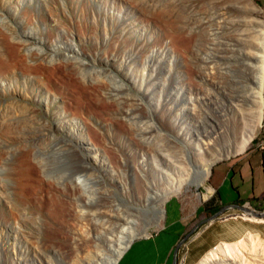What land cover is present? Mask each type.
Returning a JSON list of instances; mask_svg holds the SVG:
<instances>
[{
  "label": "rangeland",
  "instance_id": "rangeland-1",
  "mask_svg": "<svg viewBox=\"0 0 264 264\" xmlns=\"http://www.w3.org/2000/svg\"><path fill=\"white\" fill-rule=\"evenodd\" d=\"M199 1L201 3L202 0ZM203 1V7L209 10L213 9L212 6L216 4L210 0ZM251 1L261 10L257 18L264 24V0ZM161 2V0H155L153 3L147 0H0V100H5V107L0 104V113H3L5 118L0 124V142L2 143H0V165L5 156H10L13 161H22V164L26 165L27 176L24 179L25 186L22 188V194L29 212L27 218L26 216L22 218V215H18L17 212L16 215L4 203L0 202V264H40L41 260L47 264H88V255H90V260L93 256V253L86 254L81 248L69 243V238H67L72 234V231L68 234L65 230L67 222L75 221L74 231L77 227L78 229L85 228L77 219L74 220L72 206L75 203L66 202L58 192L49 188L51 184H46L43 181L36 165L41 161V156L35 154L31 148H23L15 142L14 138L21 132V125L12 124L7 118L17 114V108L20 107L18 110L21 111L33 112V117L29 118L26 123L24 122L26 128L32 127L31 123L37 119L35 117L46 112L45 124L52 121L57 126L59 124L55 120L67 115L66 125L69 129L82 130L79 135L83 139L87 137L92 139L87 138L86 140L101 149L99 150L101 155L109 165L115 168L121 167L118 161L120 152L115 146L117 141H109L106 135L108 134L113 140H118L122 136L129 139L132 137L130 140L134 139V143L138 142L139 137L135 136L137 132L131 128L132 126L130 127L125 120L118 116L116 104L108 101L103 93L107 84L111 85L110 87L123 85L124 82L121 78H125L122 74L136 77L138 81L143 77L145 81V77L149 73L151 75L156 73L158 77L157 95L161 102L156 117L165 127L168 124L167 114L174 116L181 123L178 128L180 132L190 131L196 136L206 133L213 135V132L222 127L223 121L216 115V110L210 107H203L194 102L197 104L195 109L197 114L199 112V119L201 117L199 124L191 123L182 112V103L187 102L189 98L188 101H191L194 92L199 93L203 90L197 70L194 68V60L198 49L205 41L203 36L207 34L203 35L188 26L190 19H188L187 13L191 10L188 6L193 0H178L176 2L178 4L173 7ZM8 24L10 25L8 26ZM27 30H31L36 37H40L44 42L43 46L36 43L25 45V47L18 46L17 41L24 39L21 34ZM59 32L62 33L59 34ZM45 45L46 47L58 46L69 58L83 64L77 68L62 62L47 65V63L37 62L30 58V53H39L41 49V51L45 50ZM84 63L88 66L85 67ZM80 73H83L81 74L83 76L86 73L91 74L90 76L86 74L83 78ZM127 93L129 96L134 95L131 90ZM168 93L171 96H167ZM214 94L219 101L217 107L222 106L225 102L224 95L220 92L219 95L217 91ZM262 101L261 122L256 127L253 138L245 149L264 128V84ZM154 102L157 101L154 100ZM165 102L168 103L169 109L166 108L163 111L161 104ZM141 104H139L141 108L138 106L136 115L145 113V116L154 117L145 102L142 101ZM64 105L65 107H63ZM3 109L5 110L3 111ZM146 123L142 119L132 121L133 126L136 127L146 126ZM151 123L154 122L150 121L148 125ZM101 125L105 130L100 129ZM94 129L96 131H93ZM220 139L217 138L218 142L222 141ZM3 145L7 147L4 148ZM12 145V149L19 151L17 156L14 155V150L12 152L9 150ZM133 146L134 144L122 147L123 153L130 162L137 161L139 157ZM33 154L39 157H35ZM233 156L235 155L213 163L209 174L214 166ZM35 161L37 162L35 163ZM159 167H165L162 160L159 162ZM125 173L127 180H130L134 195L137 196L141 192V183L137 175L132 170ZM95 175V173L90 176L76 174V185L80 186L78 190L80 189L79 191L84 192L85 195L92 192L93 189L95 190L98 185L96 183H99V179H96ZM209 176L199 188L184 186L180 194L168 198L163 204V219L165 208L166 211L167 209L175 210L177 207L174 202H176L185 221L196 220L194 218L197 216V211L203 209L204 204L212 198V189L208 184ZM0 185V196L8 191L7 193L10 195L5 196L10 203H13L14 189L10 188L6 191L5 181H1V179ZM29 194L31 198H26ZM118 203L119 201H116L120 208V203ZM13 205L17 206L15 203ZM242 206L255 214L264 213V205L243 204ZM204 214L203 217L208 218L214 213L205 212ZM246 218L264 221V216L255 217L237 210L221 215L214 219L210 225L205 222L204 229L200 232L196 229L179 246L175 264H197L200 258L218 243L236 241L245 237L247 233L264 239V224ZM21 219L24 221L22 222ZM91 222L98 221L93 219ZM162 223L163 221L159 227L148 226L146 234L156 233L162 227ZM108 224L110 238L104 248L100 250V257L95 264H106L123 237L119 233L118 224L113 221ZM79 225L83 228H80ZM42 226H45L44 229ZM45 240H47L46 244ZM41 241H44V243L42 242L43 247L39 245ZM31 246L33 247L31 248ZM31 252L37 256H31L33 254ZM40 252L45 253L46 256L40 257Z\"/></svg>",
  "mask_w": 264,
  "mask_h": 264
},
{
  "label": "bare ground",
  "instance_id": "bare-ground-1",
  "mask_svg": "<svg viewBox=\"0 0 264 264\" xmlns=\"http://www.w3.org/2000/svg\"><path fill=\"white\" fill-rule=\"evenodd\" d=\"M147 1L155 2V0ZM161 1L172 5V7L178 4L176 3L178 0ZM203 2V0L201 3L199 0H193L188 6L191 10L187 13L188 19H190L189 28L197 30L203 35L207 34L203 36L205 41L198 49L194 60V68L197 70L203 90L199 93L194 92L193 99L188 101L189 98L187 102L182 103L181 107L186 119L195 124L201 123V117L200 119L198 117L199 112L197 114L195 109L196 103L216 110V115L223 121V125L213 132V135L206 133L207 135L196 136L195 133L190 131L180 132L178 128L181 123L170 114H167L166 117L168 122L166 127L158 121L156 116L161 102H159L157 95L158 77L156 73L155 75L149 73L145 77V81L143 77L138 81L136 77L122 74L125 78H121L124 82L123 85L110 87L111 85L107 84L109 85L107 86L105 84L106 87L103 90L105 98L116 104L118 116L125 120L130 127L132 126L131 128L137 132L135 136H139L138 142L134 143V139L133 141L130 140L132 137L129 139L122 136L118 140H113L108 134L106 135L109 141H117L115 146L120 152L118 160L121 165L120 168L109 165L104 156L101 155L99 151L101 149L86 140L89 137L83 139L79 135L82 130L69 129L66 125V122H68L67 115L55 120L58 121L59 126H57L52 121L45 124L47 120L46 112L39 117H35L37 119L31 123L32 127L28 128H26L24 122L26 123L29 118L33 117L31 111H21L18 110L19 107L17 108V114L13 113L14 116L7 118L12 124L21 125V132L14 138L17 145L19 144L23 148H31L35 154L41 156V161L36 165L43 181L46 184H51L49 188L58 192L66 202H69V204L75 203L72 206L74 220L77 219L85 228L78 229L77 227L74 231V221L64 224L65 230L68 234L72 231L71 236L67 237L69 243L81 248L86 254L93 253L91 260L90 255H88V264H95L100 257V250L108 243L110 238L107 229L108 223L113 221L118 224L119 233L123 235L118 247L114 250L113 256L106 263L115 264L133 240L146 236L148 226L159 227L161 221H163V204L168 198L180 194L184 186L199 188L203 185L210 175L209 171L213 163L242 152L252 140L254 131L261 122L264 84V24L257 18L261 10L251 0H210V2H216L211 10L204 8ZM196 9L197 11H194ZM50 19L53 22L51 17ZM30 31L27 30L21 34L24 39L17 41L18 46L25 47V45L35 43L44 44L40 37H36ZM41 50L39 53L29 52L30 58L37 62L47 63V65L62 62L69 64L70 67L77 68L83 64L69 58L58 46L46 47L45 45V50ZM86 65L88 66V64ZM86 74L90 76L91 73ZM89 80L91 81V78ZM41 86L43 87V85ZM130 90L134 95H128L127 91ZM215 91L218 94L220 92L225 97V102L220 107H217L219 101H217L214 94ZM166 95L171 96L170 93ZM154 100L157 102H154ZM142 101L153 112L154 117L145 116V113L144 115H136L138 106ZM4 102L5 100H0V104H3V106ZM167 104V102L161 104L163 111L168 108ZM139 108L141 107L139 106ZM71 112L73 114V111ZM4 119L3 113H0V124L3 123ZM138 119L145 120L147 122L146 126H133L136 123L132 124V121ZM150 121L154 123L148 125ZM138 124L140 125V121ZM99 127L101 130H105L102 125ZM217 138L218 140L221 138L222 141L218 142ZM131 144H134L133 147L139 154L138 160L135 162H130L123 153L122 147ZM3 147L6 148L7 146L3 145ZM12 147L13 145L10 147L11 149L8 147L10 152L14 150ZM13 152L16 155L19 151L15 149ZM34 156L37 157L38 155ZM31 159L33 158L31 157ZM22 160L24 161V159ZM160 160H162L165 167H159ZM26 170V165L22 164V161H13L10 156L2 158L0 179L5 181L6 191L10 188L14 189L15 198L13 203L17 206L7 200L5 195H10L7 193L8 191L0 196V202L4 203L13 213L16 214L17 212L18 215H22V218L29 216L28 207L24 203L22 194V188L25 186L24 179L27 176ZM125 170L128 172L132 170L141 183V192L137 196L134 195L133 189H131L132 186L130 180L126 178ZM94 173L96 174L95 178L99 179V183H96V185L98 184L97 188L85 195L84 192L79 191L80 189L78 190L80 186L76 185L75 176L76 174L90 176ZM28 197L31 198L30 194L26 198ZM116 201H119L120 208L117 206ZM247 213L255 216L254 212L246 208ZM93 219H97L98 222L92 223L91 220ZM246 219L264 224V221ZM13 220L15 221V219ZM21 220L24 221V219ZM44 227L42 226L43 229ZM81 227L83 228V226ZM16 228L14 229L16 230ZM31 242L34 243V241ZM42 242L44 243V241H41L39 245L43 247ZM39 245L37 244V246ZM37 248L40 249V247ZM44 254L40 252V257L46 256ZM35 255L37 256L35 253L31 254L33 257ZM40 264L47 263L41 260ZM197 264H264V239H259L256 235L251 236L247 233L245 237L236 241L220 242L209 249Z\"/></svg>",
  "mask_w": 264,
  "mask_h": 264
},
{
  "label": "crops",
  "instance_id": "crops-1",
  "mask_svg": "<svg viewBox=\"0 0 264 264\" xmlns=\"http://www.w3.org/2000/svg\"><path fill=\"white\" fill-rule=\"evenodd\" d=\"M208 184L212 189L209 207L226 208L225 213H229L237 211L234 206L243 204L263 206L264 128L247 149L214 166ZM174 203L177 207L175 210L166 211L165 208L160 230L151 237L133 240L115 264H172L176 261L180 245L176 252L175 247L197 225L193 232L204 229L207 218L200 219V214L205 211L203 208L197 211L196 220L185 221L178 204Z\"/></svg>",
  "mask_w": 264,
  "mask_h": 264
},
{
  "label": "water",
  "instance_id": "water-1",
  "mask_svg": "<svg viewBox=\"0 0 264 264\" xmlns=\"http://www.w3.org/2000/svg\"><path fill=\"white\" fill-rule=\"evenodd\" d=\"M234 209H236V210H238V211H240V212H246V208L244 207V206H242V205H240V206H234ZM227 209L226 208H221V209H219L218 211H216L214 214H212L211 216H209L206 220V222L207 223H210V222H212L214 219H217V218H219L221 215H224L225 214V211H226ZM254 215L255 216H263V213H261V214H255L254 213ZM199 225H197L196 227H198ZM195 227V228H196ZM194 228V229H195ZM194 229H192L189 233H187L183 238H182V240L178 243V245L175 247V249H174V252H176V250H177V248H178V246L179 245H181L184 241H185V239L186 238H188L192 233H193V230ZM172 264H175V261L174 262H172Z\"/></svg>",
  "mask_w": 264,
  "mask_h": 264
},
{
  "label": "trees",
  "instance_id": "trees-1",
  "mask_svg": "<svg viewBox=\"0 0 264 264\" xmlns=\"http://www.w3.org/2000/svg\"><path fill=\"white\" fill-rule=\"evenodd\" d=\"M209 203H210V200H209V202L208 203H206V204H204V209H205V211H203V213H202V215H200V219H203L204 217H203V214L205 213V212H211V213H215L219 208L217 207H209ZM205 215V214H204ZM198 219V218H197ZM199 219V220H200ZM193 226V224L191 225V227Z\"/></svg>",
  "mask_w": 264,
  "mask_h": 264
},
{
  "label": "built area",
  "instance_id": "built-area-1",
  "mask_svg": "<svg viewBox=\"0 0 264 264\" xmlns=\"http://www.w3.org/2000/svg\"><path fill=\"white\" fill-rule=\"evenodd\" d=\"M151 235H152V233H147L146 236H144V237L148 238V237H151Z\"/></svg>",
  "mask_w": 264,
  "mask_h": 264
}]
</instances>
